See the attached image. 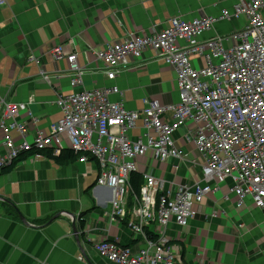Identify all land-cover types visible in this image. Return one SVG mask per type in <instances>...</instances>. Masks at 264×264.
<instances>
[{
  "label": "crops",
  "instance_id": "1",
  "mask_svg": "<svg viewBox=\"0 0 264 264\" xmlns=\"http://www.w3.org/2000/svg\"><path fill=\"white\" fill-rule=\"evenodd\" d=\"M0 123L2 102L24 104L15 122L26 126L25 139L32 143L37 131L49 134L61 118L55 106L57 95H69L81 89L116 87L121 94L109 100L126 110L140 112L145 100L162 105L179 101L174 69L166 66L152 51L138 60H128L116 70L112 81L106 79L96 54L107 45L124 42L132 35H149L170 27L178 17L191 21L233 13L234 0H0ZM241 16L222 21L203 33L200 41L227 36L246 24ZM231 43H225L229 47ZM57 45L67 55L75 54L84 70L82 88L71 89L72 73L65 59L53 61L50 50ZM46 74L48 82L42 78ZM140 123V122H138ZM127 132L130 140H145L142 124ZM193 127L178 129L173 139L183 161L160 162L151 151L136 160L137 174L161 177L165 190L174 192L182 183L202 182L198 151L184 136ZM14 143L22 138L15 129H0L2 138ZM177 167V170H175ZM96 162L81 156L64 165L47 157L29 158L9 171L0 172V264H115L100 257L95 243L113 242L133 251L146 247L136 239L127 223L109 216L113 191L96 184ZM227 179L220 189L206 196L196 217L184 228L173 221L165 235L177 261L183 264H264V214L250 197L236 208ZM6 201L2 202V200ZM135 197L126 199L128 220L133 218ZM18 212V213H17ZM217 217H212L213 213ZM84 222L87 239L78 246L71 229V215ZM20 214L27 224H24ZM57 219L51 221L56 215ZM63 214V215H61ZM157 225L148 231L156 234ZM157 235V234H156ZM84 261H79L80 259Z\"/></svg>",
  "mask_w": 264,
  "mask_h": 264
},
{
  "label": "built area",
  "instance_id": "2",
  "mask_svg": "<svg viewBox=\"0 0 264 264\" xmlns=\"http://www.w3.org/2000/svg\"><path fill=\"white\" fill-rule=\"evenodd\" d=\"M241 16L247 21L241 30L199 40L216 23ZM225 43L231 46L225 47ZM147 51L174 69L177 103L162 105L145 100L140 112L129 111L109 100L111 95L121 94L116 87L57 95L55 106L62 118L49 134L37 131L30 144L25 139L26 126L15 122L25 105L3 101L0 129H15L22 140L14 143L8 136L2 138L5 152L0 155V172L32 148L51 151L52 156L69 149L92 158L98 168L97 186L113 191L111 220L127 223L130 233L146 243V247L133 251L101 242L92 245L94 251L115 264H183L168 246L167 225L173 221L178 227H186L204 198L218 191L227 179L233 183L237 209L250 197L264 214V0H234L232 15L224 12L191 21L175 17L170 27L160 32L132 35L124 42L107 45L96 59L103 65L106 79L112 81L119 67L140 59ZM65 52L63 46H54L50 58L55 62L65 59L72 73L71 89L82 88L84 70L75 54ZM42 78L48 82L43 72ZM140 121L146 139L132 141L127 132ZM187 123L193 127L184 142L199 153L192 164L200 166L203 185L182 183L171 192L164 189L163 178L145 173L134 199L133 218L128 220L126 199L131 192L129 177L137 172L136 160L151 151L160 162L183 161L173 134ZM218 215L216 212L212 217ZM153 224L158 227V239L151 242L146 232Z\"/></svg>",
  "mask_w": 264,
  "mask_h": 264
},
{
  "label": "trees",
  "instance_id": "3",
  "mask_svg": "<svg viewBox=\"0 0 264 264\" xmlns=\"http://www.w3.org/2000/svg\"><path fill=\"white\" fill-rule=\"evenodd\" d=\"M35 154H38L41 157H47L50 159H54L55 162L57 164H60V165H64L66 163L73 162L76 159H78L79 157H81L80 153H75L73 151H70L69 149L62 151V153L59 156H52L51 151H44V150H38V149L32 148L28 152L22 154L17 160H15L12 163V165L9 168H7L3 171H9L17 163L28 160L29 158H33V156ZM129 182H130V188H131L132 196H135V195L137 196L142 184L144 183L142 177L137 173H133L129 177ZM80 226L81 227L84 226V222L82 220H80ZM156 234H152L149 231H147L146 232L147 240L151 241V242L156 241L158 239V235H156Z\"/></svg>",
  "mask_w": 264,
  "mask_h": 264
},
{
  "label": "water",
  "instance_id": "4",
  "mask_svg": "<svg viewBox=\"0 0 264 264\" xmlns=\"http://www.w3.org/2000/svg\"><path fill=\"white\" fill-rule=\"evenodd\" d=\"M2 202H5L6 203V201H4V200H2ZM61 215H63V214H61ZM66 215H71V214L66 213ZM18 216H19L20 220L24 224H27V222L25 221V219L20 214H18ZM59 216H60L59 214L56 215L53 219H51V221L57 219ZM70 219H71V225H72L71 226L72 236L74 237V240L76 241L77 245L80 246L81 243H82V241H84V240L87 239V231L84 228V226L81 227L80 225H79L80 226V230H78V228L76 227V224H75L76 218L73 215H71Z\"/></svg>",
  "mask_w": 264,
  "mask_h": 264
},
{
  "label": "rangeland",
  "instance_id": "5",
  "mask_svg": "<svg viewBox=\"0 0 264 264\" xmlns=\"http://www.w3.org/2000/svg\"><path fill=\"white\" fill-rule=\"evenodd\" d=\"M231 45L229 44V47H230ZM140 123L142 124V122L140 121ZM140 123H138V124H140Z\"/></svg>",
  "mask_w": 264,
  "mask_h": 264
},
{
  "label": "clouds",
  "instance_id": "6",
  "mask_svg": "<svg viewBox=\"0 0 264 264\" xmlns=\"http://www.w3.org/2000/svg\"><path fill=\"white\" fill-rule=\"evenodd\" d=\"M130 193H131V192H130ZM130 193H129V194H130ZM138 194H139V192H138ZM135 196H136V195H135ZM135 196H134V197H135Z\"/></svg>",
  "mask_w": 264,
  "mask_h": 264
}]
</instances>
